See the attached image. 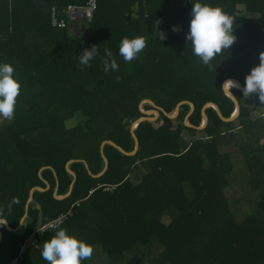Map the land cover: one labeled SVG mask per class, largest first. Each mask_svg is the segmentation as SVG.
Wrapping results in <instances>:
<instances>
[{"label":"trees","instance_id":"1","mask_svg":"<svg viewBox=\"0 0 264 264\" xmlns=\"http://www.w3.org/2000/svg\"><path fill=\"white\" fill-rule=\"evenodd\" d=\"M96 1L91 24L59 29L54 11L70 25L65 9L89 0H0V62L14 67L21 85L14 119L0 118V221L18 230L30 190L50 185L34 193L22 231L1 226L0 264H47L41 248L60 229L92 246L82 264H264V102L232 89L239 118L226 124L208 109L198 129L207 105L225 119L235 114L223 84L243 86L260 62L264 0H201L234 21L236 37L209 66L185 39L191 0ZM134 36L146 47L126 62L120 42ZM92 46L91 67L81 70V51ZM112 61L117 70L105 71ZM147 101L169 116L185 101L195 112L183 105L175 119L159 112L142 121L134 155L104 145L108 168L95 178L103 142L135 151L132 125L153 118L142 108L155 110ZM71 161L73 191L56 200L57 184L65 197L74 181ZM234 187L239 202L229 197ZM61 216L59 229L35 233ZM34 234L38 247L20 256Z\"/></svg>","mask_w":264,"mask_h":264},{"label":"clouds","instance_id":"2","mask_svg":"<svg viewBox=\"0 0 264 264\" xmlns=\"http://www.w3.org/2000/svg\"><path fill=\"white\" fill-rule=\"evenodd\" d=\"M192 8L190 21L185 39L190 43L192 54L199 58L201 63L209 66L217 55L228 50L235 42L233 34L234 21L220 8L213 7L201 0H191ZM71 29H74L71 26ZM173 31H177L173 28ZM162 39V36L160 34ZM146 41L142 36L122 38L119 46V54L126 62L136 59L145 49ZM97 47L92 46L85 49L78 58L81 70L91 67ZM111 57V52L106 53ZM109 68L117 70L115 61L105 63V71ZM14 67L8 63L0 62V118L13 120L17 104V97L20 94L21 85L14 75ZM229 86L241 91L242 96H257L258 100L264 102V53L260 55V62L253 67L246 75L243 86L235 81H225L223 86ZM222 86V87H223ZM233 96V95H232ZM235 97V96H233ZM7 222L0 223V226ZM93 254V248L83 240L69 235L67 230L60 229L41 248V258L47 264H82V261L89 259Z\"/></svg>","mask_w":264,"mask_h":264},{"label":"water","instance_id":"3","mask_svg":"<svg viewBox=\"0 0 264 264\" xmlns=\"http://www.w3.org/2000/svg\"><path fill=\"white\" fill-rule=\"evenodd\" d=\"M82 29H83V30H87L86 27H83ZM85 49H87V47L83 48V50L81 51V54L83 53V51H84ZM232 81H235L236 83H238L239 85H241V84H240L238 81H236V80H232ZM241 86H242V85H241ZM228 89H229V88H228V85H225V86H224V90H225L226 94H227L231 99H233L234 104H235V106H236L235 114L232 116L231 119H225V118L223 117V115H222L220 109L218 108V106L213 105V104H211V105H207V106L203 109V111H202V116H203V120H204V122H203V125H202L200 128H198L199 130L204 129V128L207 126V124H208V118H207V115H206V112H207L208 109H214L216 112H218V116H219V118H220L224 123H226V124L233 123V122H235V121L239 118V116H240V105H239V102H238V100H237L236 97H233L234 94L232 93V91L230 90L233 96L230 94V92H229ZM147 104L152 105L153 108H154L155 110H153V112H151V113H146V112L143 111V108H142V113L145 114V115H147V116H149V117H151L152 114H153V118H143V119L137 121L136 123H134V124L132 125V132H133V136H134L135 141H136V148H135V151L132 152V153H130V154H128V153H126L125 151H123L119 146H117L116 144H114V143L111 142V141H105V142H103L102 145H101V155H102V158H103V160H104V169H103V171H102L99 175L94 176L95 178L102 176V175L105 173V171L107 170V168H108V161H107V159L105 158V156H104V154H103V147H104V145H111V146H113L115 149H117L118 151H120V152L123 153V154L134 155V154H136V152H137L138 149H139V141H138L137 136L135 135L134 131L137 129L138 125H139L142 121H152V122L155 121L157 118H159V112L162 113V114H163L165 117H167V118L175 119V118L177 117V115H178L179 108H180L181 106H183V105H188V106L190 107V113H189V115H190V114H193V113L195 112V106L192 105V104H190V102H187V101L182 102V104H179V105L177 106V108L175 109V113H174L173 116H169V115H167L163 110H161V109L157 108L156 106H154V105L152 104L151 101L144 102L143 105H147ZM143 105H142V106H143ZM188 117H189V116H188ZM188 117H187V118H188ZM187 118H186V120H187ZM186 120H185V125H186V126H192V125L188 124V122H187ZM72 162H74V161H71V162H69V163L67 164V170H68V172H69L71 175H73V177H74V181H73V183H72V185H71L70 191H69V193H68L67 195H65V197H59V194H58V193H59V187H58V184H57V187H56L55 192H54V198H55L56 200H60V201H61V200L67 199L68 197H70V195H71V193H72V191H73L74 184H75V182H76L77 176H76V174H75L74 172H72V170L70 169V165L72 164ZM44 169H45V168H43V169L41 170V172H42ZM54 172H55V170H54ZM55 173H56V172H55ZM89 174H91V173L89 172ZM40 175H41V173H40ZM49 189H50V185L47 184V188H46V189H43V188L37 187V188H33L32 190H30L29 198H28V201H27V204H26V207H25V215H24L23 219L21 220V225H20V227H19L18 230H16L15 232H20L21 229L24 228V227L26 226V218H27L28 208H29V205L32 204L33 201H34V193H35L36 191L45 192V191H48ZM3 222H5V221H0V223H3ZM3 226H4L8 231H10V232L13 231V230H11V228L9 227L8 223L5 224V225H3ZM2 239H3V235H2V230H1V226H0V243L2 242Z\"/></svg>","mask_w":264,"mask_h":264},{"label":"built area","instance_id":"4","mask_svg":"<svg viewBox=\"0 0 264 264\" xmlns=\"http://www.w3.org/2000/svg\"><path fill=\"white\" fill-rule=\"evenodd\" d=\"M97 9V1L89 0V2L85 5H69L64 14L68 18V22L70 25H67L61 18H57V13L54 11L53 13V25L54 27H58L59 29L69 28L71 25H80L81 24H91L94 14ZM108 190V189H107ZM67 219L66 216H61L59 219L49 222L48 224L40 227L36 230V234H45L48 231H54L61 227L64 221ZM30 245L37 246V241L35 239V234L30 238V240L26 241L25 245L21 248L20 256L24 255L25 251ZM10 264H18V261H14Z\"/></svg>","mask_w":264,"mask_h":264},{"label":"rangeland","instance_id":"5","mask_svg":"<svg viewBox=\"0 0 264 264\" xmlns=\"http://www.w3.org/2000/svg\"><path fill=\"white\" fill-rule=\"evenodd\" d=\"M71 27V26H70ZM69 27V28H70ZM233 89H236V88H233ZM232 90V89H231ZM153 115V114H152ZM262 115V113L261 112H257V113H254L253 114V119H258V118H260V116ZM152 117V116H151ZM5 119H3V118H1V121L3 122ZM78 122V121H77ZM71 125H75V123H71ZM238 126V125H237ZM202 135L201 134H197V137H201ZM227 149H225V150H223V151H226ZM229 197L231 198V199H235L236 201H238L239 202V200L240 199H242V194H241V192H240V190L237 188V187H234L233 189H231L230 191H229ZM238 205H240V206H243L242 204H240V203H238ZM165 223H167V221H165Z\"/></svg>","mask_w":264,"mask_h":264},{"label":"crops","instance_id":"6","mask_svg":"<svg viewBox=\"0 0 264 264\" xmlns=\"http://www.w3.org/2000/svg\"><path fill=\"white\" fill-rule=\"evenodd\" d=\"M23 230V228L21 229V231ZM13 232H15V231H13Z\"/></svg>","mask_w":264,"mask_h":264},{"label":"bare ground","instance_id":"7","mask_svg":"<svg viewBox=\"0 0 264 264\" xmlns=\"http://www.w3.org/2000/svg\"><path fill=\"white\" fill-rule=\"evenodd\" d=\"M228 88H229V86H228Z\"/></svg>","mask_w":264,"mask_h":264}]
</instances>
